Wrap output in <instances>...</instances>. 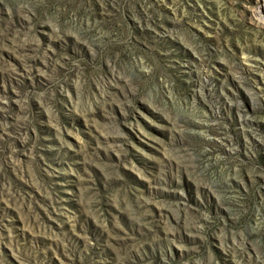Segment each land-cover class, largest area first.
I'll return each instance as SVG.
<instances>
[{
	"label": "rangeland",
	"instance_id": "374dc122",
	"mask_svg": "<svg viewBox=\"0 0 264 264\" xmlns=\"http://www.w3.org/2000/svg\"><path fill=\"white\" fill-rule=\"evenodd\" d=\"M0 264H264V0H0Z\"/></svg>",
	"mask_w": 264,
	"mask_h": 264
}]
</instances>
